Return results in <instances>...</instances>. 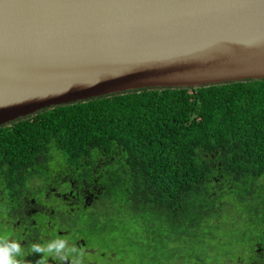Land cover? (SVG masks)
I'll return each mask as SVG.
<instances>
[{
    "label": "trees",
    "instance_id": "obj_1",
    "mask_svg": "<svg viewBox=\"0 0 264 264\" xmlns=\"http://www.w3.org/2000/svg\"><path fill=\"white\" fill-rule=\"evenodd\" d=\"M71 184L89 204L71 210L55 199L62 205L59 228L112 254L94 260L201 264L193 247L227 212L235 216L238 249L224 264H264V80L127 92L0 127V211L11 215L23 196L51 187L64 192ZM121 215L145 222L139 262L128 248L118 254L93 245L81 224L100 230ZM1 223L0 238L14 234L12 224ZM41 224L40 217L31 224L33 237ZM47 241H18L22 264H35L41 254L31 245Z\"/></svg>",
    "mask_w": 264,
    "mask_h": 264
},
{
    "label": "water",
    "instance_id": "obj_2",
    "mask_svg": "<svg viewBox=\"0 0 264 264\" xmlns=\"http://www.w3.org/2000/svg\"><path fill=\"white\" fill-rule=\"evenodd\" d=\"M264 80V0H0V127L150 89Z\"/></svg>",
    "mask_w": 264,
    "mask_h": 264
},
{
    "label": "flooded vegetation",
    "instance_id": "obj_3",
    "mask_svg": "<svg viewBox=\"0 0 264 264\" xmlns=\"http://www.w3.org/2000/svg\"><path fill=\"white\" fill-rule=\"evenodd\" d=\"M64 199L67 200V204L72 210L74 205H84L89 204L88 198L85 194V192H79L75 190V185H70L69 189L64 192H59L56 190V188H50L49 190L45 191L42 195L39 194L38 196L30 197L23 196L22 202L20 203V207L18 208V212H13L11 215H9L8 210H2L0 211V221L3 224L10 223L12 224L16 231H14V234H9V238L15 239L18 236V241L22 244H25L29 240H38L40 238H44L46 240L52 239V237H55V239H65L69 241L70 248H76L80 252V255L78 256L75 252H72V254H68L69 257L75 261L77 259L85 260L86 258H89L88 264H99L100 261L94 260V256H97V253L101 257H107L111 258L112 254H108V256H104V253L99 251L97 252L95 248L86 246L85 241L82 238L78 239H71L69 232H64L63 230L59 228L62 215H60V211L62 210V205L58 202H55V199ZM54 203L57 205V207H54ZM62 214V211H61ZM41 218L42 224L40 225V228L38 230L39 238L33 237L31 232V224L36 223L37 218ZM1 223V224H2ZM5 224V225H6ZM19 233V235H18ZM49 264H55L49 258ZM101 264H108L109 262H100ZM65 264H69V262H65Z\"/></svg>",
    "mask_w": 264,
    "mask_h": 264
},
{
    "label": "rangeland",
    "instance_id": "obj_4",
    "mask_svg": "<svg viewBox=\"0 0 264 264\" xmlns=\"http://www.w3.org/2000/svg\"><path fill=\"white\" fill-rule=\"evenodd\" d=\"M124 217L125 219L122 220L123 215H121L119 219H116L111 224V221L106 222L103 229L100 230L86 228V220H83L81 224L92 240L93 245H98L104 250L116 251L118 254L122 248L133 250L135 253H130V257L136 263V261H140V256L136 251H142L139 241L143 235L142 228L145 222L140 221L137 223L136 221L128 219V216ZM203 231L207 234L203 238V245L193 247L202 259L201 264H224L225 257L235 258L238 249L235 245V216L233 217V215H228L227 212H223L222 219L216 229L208 231L205 228ZM190 253L191 251H188V254ZM68 254L70 255L72 252H68ZM96 260L100 261L99 258H96ZM100 262L99 264H101ZM113 262L114 259L109 260V263L113 264ZM228 264L233 263L229 261Z\"/></svg>",
    "mask_w": 264,
    "mask_h": 264
},
{
    "label": "clouds",
    "instance_id": "obj_5",
    "mask_svg": "<svg viewBox=\"0 0 264 264\" xmlns=\"http://www.w3.org/2000/svg\"><path fill=\"white\" fill-rule=\"evenodd\" d=\"M75 252L78 256L80 252L76 248H70L69 241L65 239H50L47 242L33 243L31 252L41 254L35 264H49V258L55 264H81L80 259L73 261L68 252ZM21 244L15 239L7 236L0 238V264H22Z\"/></svg>",
    "mask_w": 264,
    "mask_h": 264
}]
</instances>
